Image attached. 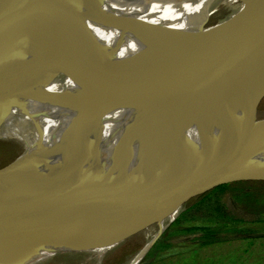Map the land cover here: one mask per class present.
I'll list each match as a JSON object with an SVG mask.
<instances>
[{
    "label": "bare ground",
    "instance_id": "1",
    "mask_svg": "<svg viewBox=\"0 0 264 264\" xmlns=\"http://www.w3.org/2000/svg\"><path fill=\"white\" fill-rule=\"evenodd\" d=\"M215 2L104 0L97 14L89 13L85 17L61 21L43 20L31 44L0 66V86L10 85L8 90L0 87L6 93L4 103L8 105L4 110L0 104V111L3 112L0 114V138L17 139L25 145L23 154L0 172L2 191L8 193L22 187L33 188L36 186L31 183L34 180L46 182L45 185L57 182L62 186L89 172L107 174L116 179L135 172L145 173L148 177L163 175L164 172L165 178L171 177L165 168L173 148L163 135L162 108L152 102L146 105L127 102L111 108L104 115L99 112L100 105H97L100 95L91 88L102 77L98 67L88 68L89 72L92 69L93 72L86 86L81 83L84 77L72 75V69L83 67L80 60L89 61L90 53L110 74L137 70L138 75L145 53L154 45L155 32L164 37H178L179 47L172 66L179 68L176 63L177 58L182 56V47L186 44L188 48L191 46V50L185 53L188 70L179 89L183 99L192 98L189 103L186 101L188 108L185 113L195 114L199 106L198 90L201 89L198 82H204L200 79L202 72L219 64L224 48L231 41L225 37L212 41L205 36L207 29L204 23L215 11L212 8ZM235 2L231 19L254 5V0H223L221 5L232 7L231 3ZM258 3H264V0H258ZM250 16L255 21L257 13L250 12ZM189 36L193 39L189 40ZM47 62L48 66L43 67ZM84 66H87L86 62ZM254 66L252 56L244 54L238 79L242 87L249 86V96L242 97L235 84L227 92L231 114L241 129H229L221 138L214 140L215 120L205 124L195 116L187 117L184 126L186 138L202 154H239L250 158L253 163L264 164V138L261 135L264 120L243 129L246 123L243 112L248 111L257 95L264 91V69L258 73L260 78L256 83L252 75ZM58 69V73H53ZM174 72L176 69L171 76ZM4 77H7L5 81ZM118 81V90L122 92V98L126 97L130 85L122 86L120 79ZM127 83H130L128 78ZM104 88L105 91L108 89L107 86ZM176 95L169 91L172 106L177 101ZM80 123L86 125L81 128L85 131L76 130ZM252 131L253 139L249 137ZM244 137L254 145L250 144L249 149L230 147L229 142L242 141ZM75 139L74 154L79 158L67 167L69 158L61 157L60 151L62 146L70 145ZM219 146H222V152ZM71 165L76 167L70 170ZM54 190L57 188L54 187ZM178 212L180 209L172 206L152 218L137 219V224V215L133 212L107 220L44 229L26 236L28 239L37 237L40 242L0 248V264H47L65 252L95 255L98 257L96 264H100L121 243L157 225V230L147 233L145 247L127 263L140 264L156 237L173 223ZM79 231L80 234L73 237V233ZM66 234H69L66 238L55 239ZM26 238L14 237L8 243L17 244Z\"/></svg>",
    "mask_w": 264,
    "mask_h": 264
},
{
    "label": "water",
    "instance_id": "2",
    "mask_svg": "<svg viewBox=\"0 0 264 264\" xmlns=\"http://www.w3.org/2000/svg\"><path fill=\"white\" fill-rule=\"evenodd\" d=\"M103 3L104 0H0V66L23 52L31 44L33 36L43 20L61 21L85 17L89 13L97 14L101 11L100 6ZM253 3L264 6V3H258V0H254ZM251 8L232 18V21L244 15L250 19ZM250 22L253 25L236 36H231L226 30H223L214 39L212 32L214 33L217 29L207 30L205 33V36H208L212 41L225 38L231 39V41L224 48L219 64L214 67H204L206 69L200 77L201 80L204 79V82H198L201 85L197 99L199 106L195 114L192 115L185 113L192 98L183 99L179 89L188 70L185 53L191 50V46L188 48L186 44L185 47H182V56L177 58L178 63H176L179 68H174L172 65L179 47L178 37H164L155 32L153 35L154 45L145 53L143 66L138 75L137 70H124L119 74H110L98 60L96 62L92 58L90 53L89 61L87 59L80 60L83 67L77 66L76 69L75 66L72 69V75L84 77L81 79L82 85L86 86L87 79L93 72V69L89 72V67L96 65L97 71H100V75H102L98 83L91 87L95 93L100 95L97 105H100L101 110L96 107L100 113L105 115L111 108L127 102L133 105H146L152 102L154 106L162 108L163 135L166 137V142L173 148V153L168 155L165 170L172 176L165 178L163 171V175L154 177L135 172L116 179L107 174L89 172L77 176L62 186L57 182H47L48 185H45L46 182L37 180L31 182L29 180L36 186L33 188L22 187L8 193H4L0 187V248L29 246L40 242L37 237L28 239L26 236L44 229L107 220L133 212H136L135 224H137V219L152 218L172 206L181 210L182 203L186 200L220 185L239 181H264L263 163H253L250 158L239 154L231 156L204 155L196 149L193 142L187 140L184 132L188 116L200 118L205 124L215 120L216 125H213L216 131L213 133L214 140L221 138L229 129H241L231 114L230 104L227 101L228 89L235 84L242 97L251 94L249 86L246 84L242 87L238 79L239 65L244 54H250L254 59L255 66L253 74H251L254 75L256 83L260 78L258 73L264 69V11L258 12L255 21L250 19ZM41 32L44 31L41 29ZM193 36L196 39L197 35ZM193 36H189V40H192ZM85 62L87 66H84ZM48 64L49 62L43 67ZM173 69H176V73L174 72L175 74L173 73L171 76ZM58 72L59 69L53 73ZM6 78H3L4 81ZM116 78L120 79L122 86L130 85L129 89L127 88L126 97L122 98V92L118 90L119 81ZM127 78L130 83H127ZM105 86L108 87L106 91ZM0 87L8 90L10 85L2 84ZM1 88L0 104L3 106L2 109L6 110L8 106L7 103H4L6 93ZM170 90L178 94L176 95L177 101L173 106L169 99ZM263 96L264 91L254 99L253 106ZM2 113L0 111V114ZM262 120L264 119H249L243 129ZM93 125L94 123L91 124V127ZM85 126L80 123L76 130L80 131ZM82 130L85 131V129ZM261 135L264 138V126ZM249 137L253 139V131ZM76 140L61 148L60 156L69 158L67 167L77 161V157L79 158V155L74 154L73 143ZM250 144L253 142L247 140L246 137L242 141L237 139L229 142L230 147L236 149H249ZM219 147L222 152V146ZM10 166L11 164L0 169V172ZM75 167L76 165H71L69 169L73 170ZM54 187L57 190H54ZM162 233L156 237L147 252ZM78 234L80 231L74 232L73 237ZM68 236L69 234H66L55 237V239ZM256 236L260 237L264 234L258 233ZM14 237L26 239L17 244H9L8 240Z\"/></svg>",
    "mask_w": 264,
    "mask_h": 264
},
{
    "label": "rangeland",
    "instance_id": "3",
    "mask_svg": "<svg viewBox=\"0 0 264 264\" xmlns=\"http://www.w3.org/2000/svg\"><path fill=\"white\" fill-rule=\"evenodd\" d=\"M216 0L215 10L204 23L207 30H215L214 39L226 30L231 36H236L248 30L253 23L242 16L237 20L230 18L233 6L221 5ZM264 11V6L253 5L252 12ZM245 10H242L243 13ZM240 13V14H241ZM246 121L249 119H264V96L258 103L250 106L243 114ZM234 120H236L234 118ZM25 150V145L17 139L0 138V169L12 164ZM234 191L240 194L239 198L257 221H231L229 219L214 218L205 221H192L174 226L178 215L186 208L193 198L182 203V208L173 223L165 228L161 237L144 255L140 264H264V181H242L234 186ZM193 227L184 231L182 228ZM171 228V233L168 230ZM154 225L147 232H141L121 243L114 251L107 254L100 264H127L147 243V233L155 231ZM167 238V239H164ZM164 239V240H163ZM163 240V241H162ZM160 241L168 243V247L161 249ZM98 257L76 252L58 254L47 264H96Z\"/></svg>",
    "mask_w": 264,
    "mask_h": 264
},
{
    "label": "trees",
    "instance_id": "4",
    "mask_svg": "<svg viewBox=\"0 0 264 264\" xmlns=\"http://www.w3.org/2000/svg\"><path fill=\"white\" fill-rule=\"evenodd\" d=\"M239 182L226 185H220L197 197L186 206L178 215L174 226L182 225L192 221H205L214 218L229 219L231 221H257L259 217L253 216L250 210L243 205L239 198L240 194H246L247 190L239 192L234 191V186ZM184 231L192 230L193 227L182 228ZM171 228L167 231L171 233ZM167 239V238H164ZM163 239V240H164ZM162 240V241H163ZM160 241V248L168 247V243Z\"/></svg>",
    "mask_w": 264,
    "mask_h": 264
}]
</instances>
